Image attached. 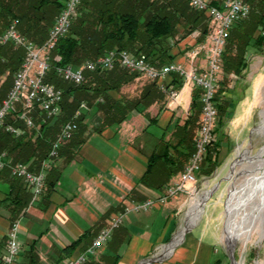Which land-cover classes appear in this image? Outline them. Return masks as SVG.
Instances as JSON below:
<instances>
[{
	"label": "trees",
	"instance_id": "obj_1",
	"mask_svg": "<svg viewBox=\"0 0 264 264\" xmlns=\"http://www.w3.org/2000/svg\"><path fill=\"white\" fill-rule=\"evenodd\" d=\"M222 1L210 0L209 4L220 7ZM64 3L65 0H0V32L9 22L17 20L19 32L32 42L41 44L53 18ZM247 3L250 8L249 16L233 25L226 43L222 57L225 73L240 75L247 65L248 48H264V35H261L264 31V0H247ZM209 30L205 15L192 10L186 0H81L78 17L68 34L58 41L51 53L50 69L45 79L47 83L62 90L60 113L57 117L46 118L36 111L33 113L32 128H26L21 121L8 122L19 129L21 135L18 137L0 127V153H6L12 164L22 163L31 172H39L42 163L50 158L49 154L62 126L74 120L82 104L86 109L95 107L103 123L108 126L122 123L131 112L139 111L141 104L148 103L151 95L157 96L159 92L155 84L151 83L135 97H120L115 100L108 93L119 92L123 85L133 82L136 75L116 66L111 71L86 73L82 84L72 85L58 77L56 67H78L110 51H127L134 57H143L153 66L160 67L173 62L177 55L172 53L173 48L190 34L198 32L196 41L202 43ZM23 54L21 48H15L12 44L0 45V103L11 86V76L22 64ZM170 79L175 88L181 87V82L175 75ZM224 94L218 88L215 104L219 117L228 104ZM199 108V92L196 91L192 95L190 115L182 126H175L173 132V135L179 137L178 145L172 148L176 156L173 157L169 151V143L162 145V151L154 150L147 159L146 170L139 183L163 188L171 178V172L178 169L177 158L186 162L193 151V133L197 128ZM82 121L83 116L79 114L75 119L77 130L65 144L69 150L73 140L78 139L76 144L82 141L78 136V132L84 131ZM69 150L65 152L69 153ZM60 153L62 149L58 150V154ZM207 156L205 160L208 159ZM8 172L9 169L4 168L0 170V175ZM58 178L59 172L55 168L49 169L45 193L48 194L55 187ZM26 199L19 197L16 205L20 206L17 210L25 205ZM81 239L75 241L69 250H77ZM71 256L74 254L68 257ZM31 263L35 264V261L29 264Z\"/></svg>",
	"mask_w": 264,
	"mask_h": 264
},
{
	"label": "crops",
	"instance_id": "obj_2",
	"mask_svg": "<svg viewBox=\"0 0 264 264\" xmlns=\"http://www.w3.org/2000/svg\"><path fill=\"white\" fill-rule=\"evenodd\" d=\"M203 42L207 46L205 40ZM179 50L173 51L178 54L173 62L188 65L189 60L184 58L187 53L182 47ZM195 64L203 70L206 55L197 58ZM165 81H170V77L158 81L141 78L140 91L154 83L158 95H151L148 103L141 104L139 111L131 112L120 124L105 125L95 107L82 110L84 131L77 134L82 141L76 144L78 139L73 140L70 150L66 148L68 141H63L59 148L62 153L46 161V174L55 168L59 178L55 187L48 194L44 192L37 201H32L30 191H23L24 187L9 172L0 175V261L5 253L6 234L16 223L20 244L17 264H29L33 260L35 264H64L69 255L84 250L98 231L109 225L111 214L123 213L129 207H123L125 200L130 204L141 203L146 198L159 196L174 181L171 177L160 189L139 183L154 150L162 151V145L169 143V151L176 156L172 148L178 145L179 137L173 132L175 126H182L190 115L192 95L197 91L192 83L181 84L177 88L180 92L176 107L169 106L166 94L159 89ZM131 84L123 85L119 92H109L108 96L115 100L137 96L140 91H123ZM178 112L189 115L180 120ZM196 132L195 129L193 135ZM177 161L181 172L185 160L178 157ZM19 197L27 198V202L17 210ZM174 199L157 212L126 213L123 225L113 232L96 257H89L85 264H141L145 259H153L152 253L159 246H163L160 255L172 253L176 244L170 237L175 228L174 215L180 205L179 197ZM80 238V247L69 250ZM180 250L182 254L188 253L189 259L179 260L178 253H174L166 261L147 264H194L198 261L199 252L193 256V251L186 247Z\"/></svg>",
	"mask_w": 264,
	"mask_h": 264
},
{
	"label": "built area",
	"instance_id": "obj_3",
	"mask_svg": "<svg viewBox=\"0 0 264 264\" xmlns=\"http://www.w3.org/2000/svg\"><path fill=\"white\" fill-rule=\"evenodd\" d=\"M190 8L203 13L211 23V29L207 34L206 66L199 70L195 64L197 56L203 47L195 46L189 53V63L171 62L156 67L141 57H134L126 51H110L95 60L87 61L79 68L59 66L55 68L56 74L66 83L80 85L84 82L87 72L109 71L118 66L130 73L141 75L148 81L165 80L167 77L176 75L183 84L192 83L199 91L200 114L196 135L193 138V151L189 155L185 166L180 172L179 180L171 182L156 198H149L141 203L131 202V207L124 210L119 216L112 217L108 228L100 230L91 244L83 251L74 256L67 257L64 264H85L87 258L96 256L110 239L111 231L119 227L122 217L128 212H146L152 208H160L166 202L175 197L178 192L184 190L185 183L196 182V174L200 171L201 163L207 147L213 141V127L217 120V108L215 96L218 90L217 78L222 73V56L225 51L227 39L233 25L245 20L249 15L247 0H223L220 7L210 5L204 0H186ZM81 0H66L63 8L55 16L54 22L48 30L45 41L35 45L18 30L17 20H12L6 29L0 33V45L12 44L15 48H22L24 57L20 68L13 76L12 85L6 98L0 104V127L17 137L19 129L4 122L7 114L19 105V120L26 128L33 127L31 117L32 110L37 107L45 113L46 117H57L60 111L62 90L45 81L50 69L51 52L55 49L58 41L65 37L74 20L79 15ZM161 92L166 94L168 105L176 107L179 98L177 88L170 81L159 85ZM63 125L59 138L53 144L50 158L57 155V151L63 141L71 139L77 130L75 119ZM48 163L41 165L39 172H31L25 164H12L8 155L0 153V170L9 169L12 178L30 191L32 201H37L45 191L46 169ZM188 193V192H186ZM18 224H13L7 233L5 253L1 257L0 264H17L20 252V244L17 237Z\"/></svg>",
	"mask_w": 264,
	"mask_h": 264
},
{
	"label": "rangeland",
	"instance_id": "obj_4",
	"mask_svg": "<svg viewBox=\"0 0 264 264\" xmlns=\"http://www.w3.org/2000/svg\"><path fill=\"white\" fill-rule=\"evenodd\" d=\"M204 1L209 3L210 0ZM54 19L55 17L53 18L52 24ZM209 29H211L210 22ZM207 34L204 38L206 43ZM261 35H264V31L261 32ZM198 37V32H193L181 43H179L180 46L178 44L176 47H174L173 51L179 50L180 47H187L186 49H183V52L187 53L185 54L184 58L189 60L188 55L193 50V47L201 46L203 48L201 49L202 51L199 53L197 58L205 56L207 46L204 42L197 43L196 40ZM34 44L40 45L36 43ZM179 52V54H181L180 50ZM84 63L78 67L72 68H79ZM246 64L247 65L245 69L240 75L225 73L222 65V73L217 78V85L218 88L223 90L225 93L223 97L226 100L225 102L228 104L226 105V108L220 117L218 116L217 112V120L213 127V141L211 142L210 147L208 146L209 148H207L205 151L200 171L196 174L197 181L194 183H185L184 190L188 193L178 192L175 197L170 198L166 202V204H170L172 199L175 200L174 198L179 197L180 205L178 206L176 214L174 215L175 228L172 236L170 237V239H174L173 243H175L176 246L173 248L172 253L167 255L159 254L163 246L155 248L154 252L152 253L154 257L153 262L166 261L170 259L174 253H178L180 257L179 260L186 261L185 259H189L190 257L189 254H186L185 252L182 254L180 250V248L186 247L187 249L193 251V256L196 254V252H199L197 257L199 263H197V261L194 264H230V260L228 258L230 247L226 244V238L230 243H232L231 248L234 250V257L237 264H264V226H262L260 220H254L252 217L254 215H251V212L254 214H257V212L256 210L254 212L252 208L253 206H251V201L245 202V197L248 195V191H250L252 188L248 187L246 184L247 177L241 173L244 172L243 170L247 165H251L252 171L258 175H262L264 170V48L260 49L254 46L249 47L247 50ZM116 66L118 65L116 64L114 68ZM124 70L130 73L128 70ZM134 75H136V81H133L131 85H127L123 90L124 92L137 93L141 90L140 85L142 77L138 74ZM13 76L10 78L11 85ZM180 82L183 85L181 79ZM194 88L198 91L195 86ZM221 95L223 94L221 93ZM220 103L221 101H219V104ZM84 106L85 105L83 104L80 106L79 114L81 115V111L86 109ZM19 107V105L14 106V109L7 114L4 120L5 123L10 124L8 122L12 120L21 121L19 120V112L21 111ZM36 111L42 113L46 117L44 112L35 107L31 112L33 126V113H36ZM199 112L197 113L196 130L198 129ZM177 115L178 119L183 120V118L189 114L186 115L184 112H178ZM195 135L196 133L194 136ZM206 156L208 157L207 160H205ZM186 162L184 163V166ZM239 174L240 176L236 179ZM179 176V169H174L171 172V177L174 178V181H178ZM212 188L213 191L210 194H207V192ZM232 189H234L233 192ZM231 193L234 194V202H232V197L230 198ZM156 197L152 198L154 199ZM147 199L149 198H146L145 200ZM229 203L230 206L232 204V208H230V210ZM124 206L131 207L128 199L123 202V207ZM163 206H161L160 209ZM193 207H195V211H193ZM160 209L152 208L150 210L157 212ZM150 210H148V212ZM127 214L123 215L122 223L119 225V227L123 225V220L126 218ZM119 215H121V213L116 212L115 216ZM112 217L114 216L111 214L108 222L109 225L112 222ZM109 225L101 228L100 230L108 228ZM116 229L111 231V235ZM166 247L167 246H165V248ZM84 250L79 252H83ZM183 261L178 262L182 263Z\"/></svg>",
	"mask_w": 264,
	"mask_h": 264
},
{
	"label": "bare ground",
	"instance_id": "obj_5",
	"mask_svg": "<svg viewBox=\"0 0 264 264\" xmlns=\"http://www.w3.org/2000/svg\"><path fill=\"white\" fill-rule=\"evenodd\" d=\"M243 171L244 172H241V173L247 177L246 178L247 179L246 184L248 185V187L252 188V189L250 188L251 190L248 191V195L245 197V199H246L245 202L251 201V204H252L251 206H253L252 208H253L254 212H255V210L257 212V214H254L253 212H251V215H254L252 217L254 218V220H260L262 226H264V170H263L262 175H258L257 173H254L252 171L251 165H247ZM239 176H240V174L236 177V179ZM233 191H234V189H232V192ZM231 197H232V202H234V200H233L234 194L233 193H231L230 198ZM195 207H193V211H195ZM230 208H232V204L230 206V203H229V210H230Z\"/></svg>",
	"mask_w": 264,
	"mask_h": 264
},
{
	"label": "water",
	"instance_id": "obj_6",
	"mask_svg": "<svg viewBox=\"0 0 264 264\" xmlns=\"http://www.w3.org/2000/svg\"><path fill=\"white\" fill-rule=\"evenodd\" d=\"M213 191V188L211 190H209L207 192V194H210L211 192ZM225 241H226V244L227 246H229V254H228V258L230 260V264H237L236 261H235V257H234V250L233 248H231L232 246V243H230L226 238H225ZM154 260L153 259H145L141 262V264H147V263H150V262H153Z\"/></svg>",
	"mask_w": 264,
	"mask_h": 264
}]
</instances>
